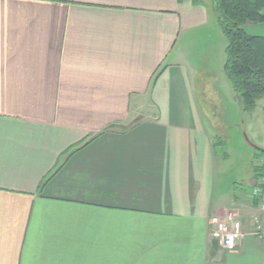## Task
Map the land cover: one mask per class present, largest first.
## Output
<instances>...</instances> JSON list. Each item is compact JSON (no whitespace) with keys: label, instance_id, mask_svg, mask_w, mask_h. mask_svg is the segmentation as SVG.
I'll return each instance as SVG.
<instances>
[{"label":"crops","instance_id":"crops-1","mask_svg":"<svg viewBox=\"0 0 264 264\" xmlns=\"http://www.w3.org/2000/svg\"><path fill=\"white\" fill-rule=\"evenodd\" d=\"M209 9L0 0V264H264L257 178L219 191L201 71L175 49ZM229 212L246 233L231 249L214 224Z\"/></svg>","mask_w":264,"mask_h":264},{"label":"rangeland","instance_id":"rangeland-1","mask_svg":"<svg viewBox=\"0 0 264 264\" xmlns=\"http://www.w3.org/2000/svg\"><path fill=\"white\" fill-rule=\"evenodd\" d=\"M204 2L210 7L213 17L208 21L207 29L200 26L186 28L175 49L201 71V77L196 82V95L204 128L213 138L215 160L219 168L217 187L225 196H231L249 184L253 176L251 163H255V147L264 145V100L257 101L253 112H242L231 86L221 73L225 62L226 39L218 24L214 23L215 12L211 0ZM205 39L207 43H204ZM187 41H193L189 43L192 46H188L189 52L185 50ZM203 81L210 91L206 95L201 93L199 84ZM173 98L176 99V95ZM224 153H228L229 157L223 158ZM255 217H260L259 212Z\"/></svg>","mask_w":264,"mask_h":264},{"label":"trees","instance_id":"trees-1","mask_svg":"<svg viewBox=\"0 0 264 264\" xmlns=\"http://www.w3.org/2000/svg\"><path fill=\"white\" fill-rule=\"evenodd\" d=\"M191 2L197 5L203 4L204 0ZM211 2L216 22L227 42L223 73L242 112L251 113L255 110L257 101L264 100V37L248 34L244 27L248 24L264 23V0H211ZM262 111L264 114V103ZM90 139L83 140L78 145L82 147ZM255 151V160L264 158V151L257 149ZM252 168L258 179L264 164L259 167L254 163Z\"/></svg>","mask_w":264,"mask_h":264},{"label":"built area","instance_id":"built-area-1","mask_svg":"<svg viewBox=\"0 0 264 264\" xmlns=\"http://www.w3.org/2000/svg\"><path fill=\"white\" fill-rule=\"evenodd\" d=\"M255 164L262 167L264 158L255 160ZM252 196L258 200V212L260 217H255L250 229V234L257 239H264V168L261 169L260 176L258 177L252 192ZM215 235L219 238L221 244L226 248H233L236 240L245 236L242 230V225L235 216L229 212L222 219H216Z\"/></svg>","mask_w":264,"mask_h":264},{"label":"water","instance_id":"water-1","mask_svg":"<svg viewBox=\"0 0 264 264\" xmlns=\"http://www.w3.org/2000/svg\"><path fill=\"white\" fill-rule=\"evenodd\" d=\"M255 149L259 150V151H264V149L258 148L256 147Z\"/></svg>","mask_w":264,"mask_h":264}]
</instances>
